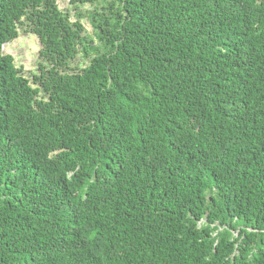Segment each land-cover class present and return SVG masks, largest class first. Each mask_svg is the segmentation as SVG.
Here are the masks:
<instances>
[{"label":"trees","instance_id":"16d2710c","mask_svg":"<svg viewBox=\"0 0 264 264\" xmlns=\"http://www.w3.org/2000/svg\"><path fill=\"white\" fill-rule=\"evenodd\" d=\"M71 4L0 0V264H264V0Z\"/></svg>","mask_w":264,"mask_h":264},{"label":"rangeland","instance_id":"374dc122","mask_svg":"<svg viewBox=\"0 0 264 264\" xmlns=\"http://www.w3.org/2000/svg\"><path fill=\"white\" fill-rule=\"evenodd\" d=\"M58 6L60 9L66 11L69 10L72 15L75 16L76 10L82 12L83 23L88 30V33H91L92 27L89 24L87 18V12L92 9V6L89 4L79 6L76 9V6L71 4V0H57ZM40 43L38 38L35 35L28 34L24 31L20 32V36L12 42L7 43L3 47V52L11 54L15 58L16 65H19L23 68V71L27 76H31L37 69L38 63V50L40 49Z\"/></svg>","mask_w":264,"mask_h":264},{"label":"bare ground","instance_id":"6f19581e","mask_svg":"<svg viewBox=\"0 0 264 264\" xmlns=\"http://www.w3.org/2000/svg\"><path fill=\"white\" fill-rule=\"evenodd\" d=\"M259 114V113H258Z\"/></svg>","mask_w":264,"mask_h":264}]
</instances>
